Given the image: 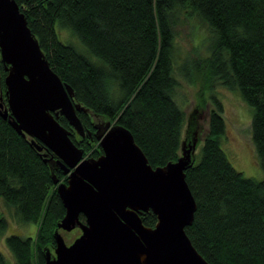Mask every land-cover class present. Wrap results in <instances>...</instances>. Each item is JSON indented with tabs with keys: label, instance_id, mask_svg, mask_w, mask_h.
I'll return each instance as SVG.
<instances>
[{
	"label": "trees",
	"instance_id": "16d2710c",
	"mask_svg": "<svg viewBox=\"0 0 264 264\" xmlns=\"http://www.w3.org/2000/svg\"><path fill=\"white\" fill-rule=\"evenodd\" d=\"M15 2L52 71L88 111L77 114L85 132H93V121L123 126L152 168L175 162L185 138V114L174 99L176 72L200 85L204 103L211 100L216 110L208 114L199 161L185 171L196 204L185 233L208 264H264V181L245 178L228 161L220 146L221 107L210 95L217 80L251 109V139L264 171V0ZM188 17L208 31L206 57L179 54L175 28ZM5 75L0 66L2 87ZM57 121L84 158L102 154L93 135L80 138L63 117ZM54 174L66 182L62 171ZM0 199L19 222L37 228L35 237L5 239L14 264H43L65 210L39 153L1 118ZM140 218L148 228L157 222L152 212ZM0 264H6L1 254Z\"/></svg>",
	"mask_w": 264,
	"mask_h": 264
},
{
	"label": "water",
	"instance_id": "95a60500",
	"mask_svg": "<svg viewBox=\"0 0 264 264\" xmlns=\"http://www.w3.org/2000/svg\"><path fill=\"white\" fill-rule=\"evenodd\" d=\"M0 66L7 104L0 103V118L30 139L65 210L43 264H208L185 233L196 211L185 171L194 164L200 113L187 119L180 156L163 167L152 168L131 133L109 121L94 125L102 154L87 159L57 119L91 138L77 116L88 111L50 68L15 0H0ZM147 212L156 217L153 228L142 224ZM75 229L81 234L67 245L59 231Z\"/></svg>",
	"mask_w": 264,
	"mask_h": 264
},
{
	"label": "rangeland",
	"instance_id": "374dc122",
	"mask_svg": "<svg viewBox=\"0 0 264 264\" xmlns=\"http://www.w3.org/2000/svg\"><path fill=\"white\" fill-rule=\"evenodd\" d=\"M175 33L179 45L178 51L181 56L190 55L193 57V55H198L199 57H206L208 55L207 44L205 43L209 36L208 31L195 17H188V19L179 22L175 28ZM64 35L77 44L76 40L70 37L66 31H64ZM183 64L184 62L180 66H184ZM176 77L179 86L175 91L174 99L185 114V123L187 124V119L193 111H197L202 115V119L198 122L200 127L198 137H200L194 154V162L197 163L200 159V142L207 132L208 114L216 108L211 100H205L204 103L203 97L205 98L206 94L200 95L198 92L200 85L197 82L193 83L192 80L183 78L180 72H176ZM210 89V95L216 98L221 107L220 115L225 124V133L221 137L220 146L228 161L245 178L264 181V171L259 165V158L251 139V109L243 102L238 92L227 89L217 80L212 82ZM0 218L5 220V227L0 230V254L6 264H14L13 255L7 248L5 239L12 235L22 238L31 237V235L35 237L37 228L32 224L21 223L14 218L11 209L1 199ZM78 233L79 231L76 230L72 233L64 232L61 234L68 245L73 242ZM51 253H53V250Z\"/></svg>",
	"mask_w": 264,
	"mask_h": 264
},
{
	"label": "flooded vegetation",
	"instance_id": "af4514ba",
	"mask_svg": "<svg viewBox=\"0 0 264 264\" xmlns=\"http://www.w3.org/2000/svg\"><path fill=\"white\" fill-rule=\"evenodd\" d=\"M0 103L3 105V107L4 108H6L7 107V104H6V97H5V86L4 87H2V86H0ZM103 122H107V121H103ZM99 123H102V122H98V121H93V126H92V129H93V132H91L92 133V135H93V133L95 132V129H94V125H97V124H99ZM90 132V131H89ZM79 137V136H78ZM25 139H27L28 141H30V139L29 138H25ZM45 151L43 150V153H44ZM57 171V170H56ZM62 183V182H61ZM79 231L78 229H75V230H73V231ZM72 231V232H73ZM60 233H64V232H62V231H59ZM72 232H70V233H72ZM66 233V232H65ZM80 234H81V232L79 231V233H78V236H80ZM62 235V234H61ZM77 236V237H78ZM76 237V238H77ZM75 238V239H76ZM74 239V240H75ZM73 240V241H74ZM71 244V243H70ZM70 244H68V245H70ZM51 253V252H50ZM51 254H53V253H51Z\"/></svg>",
	"mask_w": 264,
	"mask_h": 264
}]
</instances>
